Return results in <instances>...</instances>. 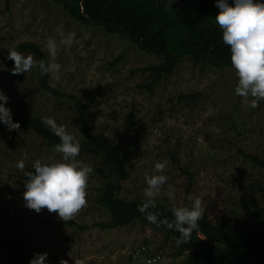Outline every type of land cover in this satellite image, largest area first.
I'll return each mask as SVG.
<instances>
[{
    "label": "rangeland",
    "instance_id": "1",
    "mask_svg": "<svg viewBox=\"0 0 264 264\" xmlns=\"http://www.w3.org/2000/svg\"><path fill=\"white\" fill-rule=\"evenodd\" d=\"M180 7L183 0H162ZM215 5L214 0H211ZM232 3V0H229ZM72 36L70 46L60 43ZM57 42L56 56L49 57L47 42ZM24 41L37 42L50 62L61 65L60 79L52 81L60 91L95 98L88 110L91 130L117 144L125 157L129 176L119 196L144 199L145 176L155 174L154 163L166 161L168 177L158 198L174 188L175 206H185L184 197L199 198L211 220L227 214L246 220L249 207L264 205V168L241 154L264 159V101L256 108L234 93L237 76L233 68L219 70L194 64L183 55L176 69L152 89L141 86L151 80L143 67L160 62L121 35L103 26L84 25L57 0H0V67L8 51ZM31 71L0 77V90L9 99L5 106L13 116L22 110L53 118L79 137V113L67 96L47 94ZM75 66L68 71L69 66ZM200 92L196 100L182 94ZM54 146L30 130L0 131V264H29L36 253L47 252L48 264H181L186 252L177 242L149 224L136 220L124 227L102 228L110 213L95 201L99 180H88L86 205L73 217L81 225L47 226L59 221L46 208L39 213L24 205L25 175L36 160L60 159ZM178 161H175L174 158ZM80 152L77 161L93 160ZM17 162L24 168L18 169ZM190 200V199H189ZM191 202V200H190ZM237 216V217H236Z\"/></svg>",
    "mask_w": 264,
    "mask_h": 264
},
{
    "label": "trees",
    "instance_id": "2",
    "mask_svg": "<svg viewBox=\"0 0 264 264\" xmlns=\"http://www.w3.org/2000/svg\"><path fill=\"white\" fill-rule=\"evenodd\" d=\"M63 8L84 25L103 26L108 33L118 34L137 43L141 50L157 55L160 62L143 67L142 71L150 72L151 80L141 86L152 89L164 76L171 74L177 67L183 55L192 57L194 64H202L219 70L232 68L230 50L222 41V31L215 23L219 11L211 0H183L180 7H171L162 0H57ZM12 50L21 53L30 52L37 59L34 79L47 94L56 97L67 96L79 113L81 135L75 137L80 144V152L95 157L85 160L92 166L93 174L99 182L96 187V203L110 213L106 221L97 222L102 228L124 227L138 220L149 224L154 230L176 242L179 232L168 230L163 225L157 227L146 219V214L138 211V206L144 199H125L119 196L122 183L129 176L125 157L120 147L114 142L102 138L91 130L88 110L95 98L84 102L75 94L60 91L51 83L48 75H41L39 63L50 62L47 52L37 42L24 41ZM10 50V51H12ZM4 67H0V77L12 74L13 61L7 58ZM200 92L182 94L180 98L196 100ZM42 115L26 110L13 116L14 122H19V128L30 130L51 145L59 143L55 136L42 123ZM8 130L0 123V131ZM15 130V129H14ZM238 151L255 165L264 168V159L257 154ZM175 161L178 159L175 157ZM34 172V168L27 173ZM28 178L27 174L25 175ZM264 185V184H262ZM189 188H187L184 205H190ZM175 207L172 200L156 198V207L151 209L158 219L173 220L171 208ZM248 218L240 217L233 220L227 214H222L218 220H211L203 212L198 221V227L192 232L187 243H178L179 252H186V258L181 264H264V205L249 207ZM47 226L81 225L75 219L68 221L48 222L39 218ZM0 244H2L0 240ZM17 264H28L20 257L15 258Z\"/></svg>",
    "mask_w": 264,
    "mask_h": 264
},
{
    "label": "clouds",
    "instance_id": "3",
    "mask_svg": "<svg viewBox=\"0 0 264 264\" xmlns=\"http://www.w3.org/2000/svg\"><path fill=\"white\" fill-rule=\"evenodd\" d=\"M218 12L215 23L222 31V41L229 47L231 66L235 70L237 83L234 93L245 100L249 106L256 108L264 101V0H214ZM59 31V30H58ZM62 37L60 43L70 46L72 36ZM57 42L49 39L47 52L49 57L56 56ZM7 58L13 61V75L27 73L36 66L32 55H25L16 50L8 51ZM41 75H48L52 81L60 79L61 65L55 62H40ZM75 66H69L73 71ZM9 97L0 90V123L11 131L19 128V122L12 120L11 110L5 106ZM42 123L52 133L59 137V143L54 151L60 154V159L51 162L36 160L34 172L27 173L23 192L24 205L39 213L42 209L55 212L62 221L71 220L87 203V185L93 172L91 165L77 161L80 144L63 126L50 117L42 118ZM166 161L154 163L155 174L145 176L144 201L138 206V211L146 214V219L157 227L163 225L168 230L179 232L178 243H187L192 232L198 227L204 209L199 198L191 200L188 206L171 208L173 220L158 219L157 214L150 210L156 207V198L161 195L168 177L165 173ZM16 167L23 169V162H17ZM167 197L174 199V188L168 185ZM47 252L36 253L29 264H48ZM62 264V261H61Z\"/></svg>",
    "mask_w": 264,
    "mask_h": 264
}]
</instances>
